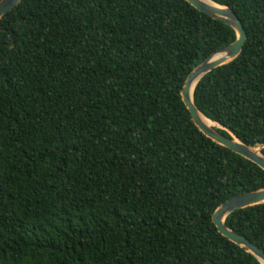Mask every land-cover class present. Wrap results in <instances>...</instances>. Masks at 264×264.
Listing matches in <instances>:
<instances>
[{
  "label": "trees",
  "instance_id": "trees-1",
  "mask_svg": "<svg viewBox=\"0 0 264 264\" xmlns=\"http://www.w3.org/2000/svg\"><path fill=\"white\" fill-rule=\"evenodd\" d=\"M212 1L248 38L194 102L259 150L264 0ZM235 40L185 0H22L3 16L0 264H260L212 214L264 171L206 137L181 96ZM225 224L264 250V204Z\"/></svg>",
  "mask_w": 264,
  "mask_h": 264
},
{
  "label": "water",
  "instance_id": "water-1",
  "mask_svg": "<svg viewBox=\"0 0 264 264\" xmlns=\"http://www.w3.org/2000/svg\"><path fill=\"white\" fill-rule=\"evenodd\" d=\"M21 1L22 0H0V19L13 11ZM185 1L210 18L221 21L230 26L236 33V40L215 51L191 71L181 91L182 100L191 113L194 124L206 137L215 143L228 148L237 155L251 161L264 171V155L261 151L260 153H255L253 147L242 143L232 132L220 125H218L219 129L226 131L228 135L219 132L215 128L205 126L200 119V116L203 114L199 111L194 102V90L199 81L214 69L232 62L241 54L248 38L247 32L238 16L230 8L219 5L212 0L207 1L218 8L211 7L199 0ZM193 84H195V86L191 96L190 88ZM233 138H235L236 141ZM263 148L264 146H261V150ZM259 204H264V188L240 194L226 200L213 212L212 222L222 236L251 254L260 262V264H264V250L252 243L247 237L232 231L225 224V220L232 213Z\"/></svg>",
  "mask_w": 264,
  "mask_h": 264
},
{
  "label": "bare ground",
  "instance_id": "bare-ground-1",
  "mask_svg": "<svg viewBox=\"0 0 264 264\" xmlns=\"http://www.w3.org/2000/svg\"><path fill=\"white\" fill-rule=\"evenodd\" d=\"M200 2L202 3H205L211 7H214V8H218L217 6H215L214 4H211L209 1L207 0H199ZM194 86L195 84L192 85V87L190 88V95L192 96V93H193V89H194ZM200 119L202 121V123L207 126V127H211V128H215V129H219L218 125L212 121H210L209 119H207L204 115H201L200 116ZM235 140V138H233ZM236 141V140H235ZM260 149L261 147H259V150H257V148L254 147L253 151L255 153H260Z\"/></svg>",
  "mask_w": 264,
  "mask_h": 264
}]
</instances>
